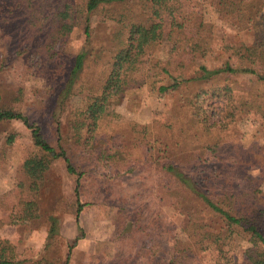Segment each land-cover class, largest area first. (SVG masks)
<instances>
[{
	"label": "rangeland",
	"instance_id": "obj_1",
	"mask_svg": "<svg viewBox=\"0 0 264 264\" xmlns=\"http://www.w3.org/2000/svg\"><path fill=\"white\" fill-rule=\"evenodd\" d=\"M67 2L76 9L70 30L63 29L56 17ZM186 2L190 9L201 10L212 25L207 57L197 63L218 67L237 44L251 40L252 31H237L208 0ZM82 3L0 0V106L38 122L56 148L61 135L59 143L83 172L79 195L84 204L79 214L84 236L73 245L81 232L75 222L76 175L67 171L62 158L54 159L38 191H30L22 163L39 152L30 129L17 119L1 121L0 241H7L16 260L24 261L15 264H246L237 249L200 250L185 241V216L172 205L175 199L164 186L167 176L161 163L168 157L184 169L220 160L230 163L233 189L246 191L249 206L264 212V123L260 116L243 113L229 122L222 102L212 96L210 115L215 125L210 132L197 130L187 122L186 108H181L188 88L158 94L144 86L110 104L109 114L95 126L88 128L83 118L85 127L76 130L77 112L89 94L99 92L106 75L119 30L117 17L122 15L121 6L114 4L89 13V54L75 93L60 113L63 85L86 39L85 14L78 12ZM197 3L200 6L194 8ZM168 47L165 41L156 45L152 57L164 61ZM189 68L187 73L193 69ZM228 83L235 94L264 91L248 74H237ZM213 146L214 153L208 149ZM184 199L189 206L203 207L199 200L177 195L176 200ZM31 200L35 206L28 208ZM205 219L208 227L219 228L215 216L205 213ZM52 225L55 231L50 232Z\"/></svg>",
	"mask_w": 264,
	"mask_h": 264
},
{
	"label": "trees",
	"instance_id": "obj_2",
	"mask_svg": "<svg viewBox=\"0 0 264 264\" xmlns=\"http://www.w3.org/2000/svg\"><path fill=\"white\" fill-rule=\"evenodd\" d=\"M82 2L78 12L85 14L83 29L86 39L75 55L63 85V92L61 91L63 98L58 104L60 113L65 107L66 99L75 93V85L84 70L85 60L89 54L91 37L89 13L105 5L111 7L114 4L121 6L122 15L117 17L120 31L116 33L117 39L106 75L99 92L89 94V100L77 112L80 120L76 130L85 127L83 118L88 121V128L95 126L101 117L109 114L110 104L117 102L126 92L144 86L158 94L188 88L182 99L181 108H186L187 122L197 130L210 132L215 125L216 121L210 115L209 103L213 97L222 102V111L227 118L231 117L228 118L229 122L236 121L243 113H256L264 123V94H260L264 91L252 90L246 95L235 94L228 83V79L237 74H248L254 76L257 85L264 89L263 0H208L216 7L220 18L237 31L246 29L252 31L249 42L237 44L222 64L214 68L197 63L207 57L212 25L203 15L201 16V10L190 9L186 0H82ZM196 6L200 4L197 3L194 8ZM75 13L76 9L70 2L65 3L57 11L56 17L61 21L63 29L72 28L76 21ZM190 13L197 15L190 16ZM163 41L169 43V54L164 61L155 60L152 57V50ZM189 65L193 69L189 68L187 73L186 68ZM194 83L197 85L192 86ZM11 119L22 121L30 129L33 144L39 151L29 155L22 163V170L29 179L30 191L33 193L38 191L44 173L54 159L62 158L67 171L76 175L75 222L81 232L74 239V245L84 236L79 218L84 206L79 195L83 172L76 168L65 147L59 143L62 139L60 134L59 145L56 148L50 145L38 122L31 121L28 115L11 107L0 106V122ZM56 122L57 131L60 133L59 117H56ZM10 141L11 139H8V142ZM215 146L208 149L214 153L217 151ZM194 167L184 169L169 157L161 163V170L167 176L164 186L169 196L175 199L172 205L185 216V241H190L200 250L225 247L237 249L246 264H264V212L249 206L250 198L246 191L233 189L230 163L226 165L220 160L218 163H199ZM180 193L186 198L199 200L203 207L197 209L196 205H187L189 202L185 199L176 200ZM27 206L32 208L35 202L31 200L27 202ZM205 213L218 219L220 223L218 229L208 227ZM51 228L50 232L55 231L54 225ZM17 262L24 261L16 260L14 248L7 245V241H0V264Z\"/></svg>",
	"mask_w": 264,
	"mask_h": 264
}]
</instances>
